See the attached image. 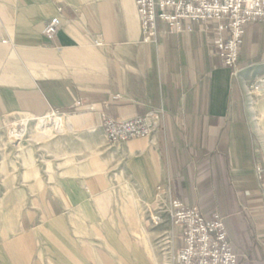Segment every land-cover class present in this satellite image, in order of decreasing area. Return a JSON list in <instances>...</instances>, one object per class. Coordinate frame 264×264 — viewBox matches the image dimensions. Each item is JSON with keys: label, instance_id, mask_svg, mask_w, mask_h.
<instances>
[{"label": "crops", "instance_id": "crops-1", "mask_svg": "<svg viewBox=\"0 0 264 264\" xmlns=\"http://www.w3.org/2000/svg\"><path fill=\"white\" fill-rule=\"evenodd\" d=\"M182 28L145 44L133 0H0V127L56 111L82 138L50 169L22 159L1 190L0 264H162L164 235L148 221L162 184L224 218L237 264H264V187L241 85L211 32ZM242 41L240 64H264V19ZM146 114L159 117L153 135L106 156L103 117Z\"/></svg>", "mask_w": 264, "mask_h": 264}, {"label": "built area", "instance_id": "built-area-1", "mask_svg": "<svg viewBox=\"0 0 264 264\" xmlns=\"http://www.w3.org/2000/svg\"><path fill=\"white\" fill-rule=\"evenodd\" d=\"M141 30V42L155 43L159 34L183 32V22L195 24L202 33H212L213 52L221 59L231 76L237 77L240 67V48L248 25L264 19V0H133ZM59 18L47 20L42 34L53 39L59 28ZM161 26L163 31L159 32ZM95 43H97L95 41ZM64 116L50 111L43 117L29 118L43 123L49 118ZM155 114L132 119L117 120L103 117L102 133L107 147L153 135L158 121ZM66 121V120H65ZM22 122L7 125L12 136ZM68 125V124H66ZM65 125V126H66ZM155 209L148 221L153 228L169 223L176 232L172 234L168 255L172 264H237L225 230L224 218L218 213L206 216L198 207L183 205L171 195L170 187L162 184L156 188Z\"/></svg>", "mask_w": 264, "mask_h": 264}, {"label": "rangeland", "instance_id": "rangeland-1", "mask_svg": "<svg viewBox=\"0 0 264 264\" xmlns=\"http://www.w3.org/2000/svg\"><path fill=\"white\" fill-rule=\"evenodd\" d=\"M240 67L242 70L240 74L237 77H232L242 88L244 109L251 129H253L256 144V172L261 175V182L264 187V64L254 66H242L240 64ZM29 118L24 117L20 120L22 127L16 130L19 138L12 136L10 132L13 130L12 128L0 127V192L3 188H9L13 183V172L21 167L22 156L29 155L30 162H36L38 165L46 166V162H49L50 166L47 165L46 168L50 169L54 160L65 162L74 159L68 147L74 144L80 145L82 138H78L70 134L68 129L66 130L68 128L67 121L53 117L44 124L41 119L39 121L27 120ZM113 148H108L105 145L103 148L106 151L105 155L109 156L114 150ZM117 163V170H120L122 168L121 162ZM23 164V166H27L24 161ZM116 180L117 182L114 183L118 185L116 189H125L124 177L116 178ZM171 230L172 226L169 223L159 225V232H163L162 236H164L157 240L156 246L162 257V264H172V258L168 255V246L172 238Z\"/></svg>", "mask_w": 264, "mask_h": 264}, {"label": "bare ground", "instance_id": "bare-ground-1", "mask_svg": "<svg viewBox=\"0 0 264 264\" xmlns=\"http://www.w3.org/2000/svg\"><path fill=\"white\" fill-rule=\"evenodd\" d=\"M16 132H17V131H16ZM14 137H15V138H19L20 136H19V134H18V135L16 134ZM29 157H30V156H29ZM29 157L26 158V156H25V157L23 158V159H24L23 161L25 162V164H26L27 166H30V165H31V162H30V158H29Z\"/></svg>", "mask_w": 264, "mask_h": 264}]
</instances>
